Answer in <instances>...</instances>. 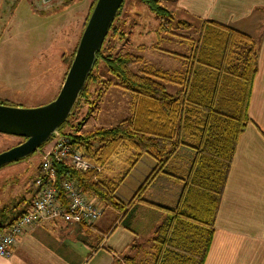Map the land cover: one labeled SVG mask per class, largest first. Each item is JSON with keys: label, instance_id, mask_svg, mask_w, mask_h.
Wrapping results in <instances>:
<instances>
[{"label": "trees", "instance_id": "obj_1", "mask_svg": "<svg viewBox=\"0 0 264 264\" xmlns=\"http://www.w3.org/2000/svg\"><path fill=\"white\" fill-rule=\"evenodd\" d=\"M124 1L115 20L121 15ZM166 1L141 0L162 20L160 29L174 18ZM73 2L66 0L67 4ZM178 25L192 27L187 20H179ZM200 26L195 38L182 36L190 41L188 54L170 51L183 60L185 68L168 70L144 65V57L133 52H106L105 43L111 34L123 36L113 22L79 102L90 100L91 85L98 80L95 70L103 62L117 78L116 84L131 93V115L112 127L84 132L82 122L75 125L69 117L59 128L100 168L86 171L57 162L59 183L63 179L76 181L83 192L113 209L118 214L117 221L129 215L134 201L163 211L164 218L152 240L153 253L143 261L126 256L124 262L128 264L205 263L236 148L251 122L249 107L258 72L259 41L215 19H204ZM75 50L76 47L71 59ZM135 65L140 67L135 70ZM168 84L174 85V92ZM125 148L133 151L129 168L116 180L104 179L103 168ZM143 155L152 157L156 165L131 202L126 203L118 196V189ZM166 176L182 184L173 206L145 197L147 190ZM24 200L0 208V232L22 214L23 209L17 210Z\"/></svg>", "mask_w": 264, "mask_h": 264}, {"label": "rangeland", "instance_id": "obj_2", "mask_svg": "<svg viewBox=\"0 0 264 264\" xmlns=\"http://www.w3.org/2000/svg\"><path fill=\"white\" fill-rule=\"evenodd\" d=\"M92 3L93 0H74L70 4L66 0H0V102L35 108L57 96ZM165 5L173 12L174 18L168 19L166 29H160L162 20L146 4L141 0H125L121 15L114 21L123 36L120 38L119 33L116 36L111 34L105 43V51L113 54L133 52L144 57V65L154 68L184 69L183 60L173 56L170 51L180 54L190 52V41L182 36L195 38L202 16L189 11L184 0H167ZM179 20L189 21L192 27H179ZM138 67L140 65H135L134 69ZM95 74L98 80L91 85V101L78 100L69 116L70 122L75 125L82 122V132L97 127H112L131 115V93L116 84L117 78L107 71L103 62ZM167 87L174 92V85L168 84ZM20 141L18 136L0 132V152ZM54 141L55 137H52L31 155L0 168V208L24 198L17 210L19 212L33 198L38 167L44 152ZM132 160L133 151L122 149L105 166L103 178L118 179ZM133 178L137 179V173ZM127 182V187H124L125 183L121 186L123 192H128L134 181L129 179ZM162 183L165 181L161 178L152 193H166L169 199L179 195L182 188L180 182L171 192L170 189L164 191L160 186ZM171 203L175 205V202ZM113 214V209L104 206V215L99 220L107 219L109 222L105 226L101 224V229L110 225ZM71 233H74L73 228Z\"/></svg>", "mask_w": 264, "mask_h": 264}, {"label": "crops", "instance_id": "obj_3", "mask_svg": "<svg viewBox=\"0 0 264 264\" xmlns=\"http://www.w3.org/2000/svg\"><path fill=\"white\" fill-rule=\"evenodd\" d=\"M184 2L188 10L200 14L202 20L228 23L259 41L258 72L249 107L251 122L236 148L204 264H264V0ZM155 165L152 157L143 155L120 185L118 196L126 203L131 202ZM134 173L137 179L133 178ZM129 179L134 182L128 192H123L121 186L125 183L127 187ZM162 180L165 183L160 186L164 191L175 189L177 184L173 177L166 176ZM158 184L151 186L145 197L173 206L171 202H176L178 195L169 199L166 193H152ZM31 200L21 213L29 208ZM129 211L122 221H117L115 212L105 229L100 226L109 221L99 220L104 213L93 225H69L63 220L33 224L17 239L10 256L0 255V264H128L124 262L126 256L143 261L153 253L152 240L164 213L139 201H134ZM123 221L128 224L124 225Z\"/></svg>", "mask_w": 264, "mask_h": 264}, {"label": "water", "instance_id": "obj_4", "mask_svg": "<svg viewBox=\"0 0 264 264\" xmlns=\"http://www.w3.org/2000/svg\"><path fill=\"white\" fill-rule=\"evenodd\" d=\"M123 1H96L62 86L52 101L35 108L0 103V132L26 138L24 142L0 152V168L37 151L67 121Z\"/></svg>", "mask_w": 264, "mask_h": 264}, {"label": "built area", "instance_id": "obj_5", "mask_svg": "<svg viewBox=\"0 0 264 264\" xmlns=\"http://www.w3.org/2000/svg\"><path fill=\"white\" fill-rule=\"evenodd\" d=\"M53 145L44 152L36 177V191L29 208L17 220L0 232V255L10 256L12 247L33 224L43 221L63 220L69 225H93L104 213V206L96 197L82 191L74 180L58 182L57 162H65L81 170H100L90 161L84 150L71 136H53Z\"/></svg>", "mask_w": 264, "mask_h": 264}, {"label": "flooded vegetation", "instance_id": "obj_6", "mask_svg": "<svg viewBox=\"0 0 264 264\" xmlns=\"http://www.w3.org/2000/svg\"><path fill=\"white\" fill-rule=\"evenodd\" d=\"M0 103H2V104H5V103H3V102H0ZM7 105H10V104H7ZM15 136V135H14ZM18 137H20L21 138V141L18 143V144H20V143H22V142H24L25 140H26V138L25 137H21V136H18ZM18 144H16V145H18ZM16 145H14V146H16ZM13 147V146H12ZM11 148V147H10ZM7 149H9V148H7ZM7 149H5V150H7ZM4 151V150H3ZM2 152V151H1ZM21 159H19V160H17V161H20ZM39 168V167H38ZM20 205V204H19ZM20 206H18V208H19Z\"/></svg>", "mask_w": 264, "mask_h": 264}]
</instances>
